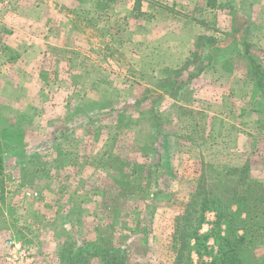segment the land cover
<instances>
[{
    "label": "rangeland",
    "instance_id": "1",
    "mask_svg": "<svg viewBox=\"0 0 264 264\" xmlns=\"http://www.w3.org/2000/svg\"><path fill=\"white\" fill-rule=\"evenodd\" d=\"M258 66L264 0H0V264H100L99 227L130 264H173L204 181L264 189Z\"/></svg>",
    "mask_w": 264,
    "mask_h": 264
},
{
    "label": "trees",
    "instance_id": "2",
    "mask_svg": "<svg viewBox=\"0 0 264 264\" xmlns=\"http://www.w3.org/2000/svg\"><path fill=\"white\" fill-rule=\"evenodd\" d=\"M204 47L201 42L196 44L197 51L187 63L195 65L194 73H190L189 81L183 84H190L205 71L203 63L210 56L203 55L201 50H204ZM256 70L259 78L263 80L260 66L256 67ZM246 170V168L236 169L235 172L246 174ZM225 182L223 184L222 180L215 183L204 181V185L191 195L185 207L175 217L172 238V248L175 253L173 264H254L251 250L258 244L264 243L263 186L255 182L244 188L242 184L241 190H238L235 185H228L231 184L230 181ZM123 187L117 198L126 193H134L131 187ZM221 187L222 192L219 190ZM234 207L236 210L233 211ZM212 209H214L215 221L209 232L202 234L201 230L206 220L205 213ZM98 233L110 237L109 232L103 231L101 227ZM109 237H105L106 239L101 237L99 246L92 249L93 251L88 255L99 257L100 264H130L132 244L116 247ZM211 241L212 246H210ZM82 259L81 253L80 258L72 257V254L65 258L66 261H70L69 264H88V260L82 263Z\"/></svg>",
    "mask_w": 264,
    "mask_h": 264
}]
</instances>
